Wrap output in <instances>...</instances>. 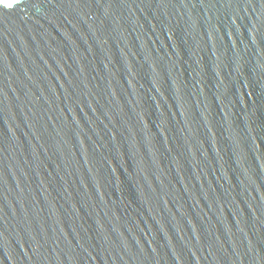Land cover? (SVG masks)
Wrapping results in <instances>:
<instances>
[{
    "label": "water",
    "instance_id": "95a60500",
    "mask_svg": "<svg viewBox=\"0 0 264 264\" xmlns=\"http://www.w3.org/2000/svg\"><path fill=\"white\" fill-rule=\"evenodd\" d=\"M0 264H264V0L0 5Z\"/></svg>",
    "mask_w": 264,
    "mask_h": 264
},
{
    "label": "snow or ice",
    "instance_id": "6c2138e0",
    "mask_svg": "<svg viewBox=\"0 0 264 264\" xmlns=\"http://www.w3.org/2000/svg\"><path fill=\"white\" fill-rule=\"evenodd\" d=\"M0 5L5 6V8L11 9L13 7V0H0Z\"/></svg>",
    "mask_w": 264,
    "mask_h": 264
}]
</instances>
